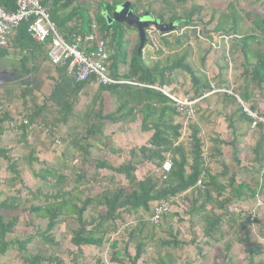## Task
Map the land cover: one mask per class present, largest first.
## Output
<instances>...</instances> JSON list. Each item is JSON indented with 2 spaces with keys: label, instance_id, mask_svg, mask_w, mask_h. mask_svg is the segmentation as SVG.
Masks as SVG:
<instances>
[{
  "label": "trees",
  "instance_id": "trees-1",
  "mask_svg": "<svg viewBox=\"0 0 264 264\" xmlns=\"http://www.w3.org/2000/svg\"><path fill=\"white\" fill-rule=\"evenodd\" d=\"M0 3L10 9L14 7V0H0ZM42 4L48 6L50 19L60 30L67 33L68 40L72 34L91 33L92 25H95L100 38L105 42L109 40L110 45L114 47V52L110 56L111 75L115 78L132 80L144 86L130 84L97 86L98 92H107L114 96L115 109L105 112L103 101L95 97L93 104H97V110L94 115L92 114L93 108L87 107L80 119L83 126L79 132L83 130L84 133L81 132L68 143L70 149L81 154L84 163L89 162L88 166L91 170H84L83 164H81L73 178L69 179L62 172V168L57 169L44 165L39 170L38 176L42 180L48 177L53 181V184H50L53 193L43 194L41 191H37V194L42 193L41 195H43L44 202L42 204H31L28 200H22L15 195H7L0 200V210L4 211L0 213V254H4L9 248L14 247L18 250L23 264L62 263V260L51 254L45 256L41 252L28 253L26 248L28 239L5 240V236L14 231L19 221V214L23 212L31 223L36 220H45L44 229L41 231L30 223L28 227L30 226L34 234L48 245L57 244L53 232L61 224V221L74 220L75 226L70 231V242L76 250L69 253L70 264H84L83 262L78 263L83 258L84 247L101 248L105 243H108V247L112 251L110 258L112 261L118 264H138L147 252L148 242L152 241V235L147 228L150 224L149 218L152 215L153 206L172 199L169 204L171 205L170 211L162 214L157 226L163 220L172 218L175 222H182L184 218L181 214L183 213L187 215L188 222L192 224L193 217L197 216L202 222L203 238L208 241L224 239L227 232L222 230L223 225L236 226L243 233L237 242L245 247L247 261L249 264H253V256L256 253L255 241L257 239L263 243L264 241L259 236V231L255 235L256 240L252 238L251 228L253 226L248 221L250 209H242L241 201L254 199L260 189L264 188V123L249 116L243 110L241 103L237 101V97L243 104H249L247 108L257 114L255 106L250 104L253 98L250 86L264 91V50L259 45L258 37L238 34L236 28L218 27L212 30V33L215 34L240 36L235 41V46L239 48L242 58V85L236 90L237 92H232L233 94L224 93V99L234 105L233 111L228 114L227 118L231 122L233 132L236 121L246 123L248 127L255 123L252 127L255 128L256 133L249 166L242 168L251 175L250 179L238 178V171H233L224 183L225 181H220L219 178L228 175L226 168L221 173H213L210 162H206L203 157L202 142L198 135L199 128L196 125L190 126V142L186 148L180 140L182 125L175 121L176 118L185 115L183 110H179L177 104L160 90L150 87L162 88L169 85L172 82L171 73L181 69L190 75L193 85V96L190 99L201 101L203 92L210 88L208 83L202 82L188 64L182 63L183 60L168 66L157 65L154 68L147 66L143 60V49L149 45L147 30L141 52L137 53L138 41L131 52L128 70L126 73L118 74V63H126L128 57L122 49L125 34L124 28L120 27L123 24L119 25L114 21L108 24L105 18V14L110 18L112 16L114 10L111 4L96 5L97 10L92 16L86 13L82 15L81 11H76L78 8L68 11L70 0H66L63 5H59L58 0H42ZM74 18H77L80 23L75 21L72 24L71 20ZM177 21L179 19L175 17L168 20V22ZM29 25L30 21L21 22L13 31L7 45L0 48V58L8 53V48L17 50L20 55L19 62L26 74H30L37 63L48 59L46 45L38 44L32 39L28 32ZM183 26H191V22H180L178 28L181 29ZM131 30L135 31L133 28ZM261 32L264 33V29ZM169 33L160 34L164 37ZM254 44L256 47H253ZM53 66H55L56 76L49 78L52 81L51 91L49 95L43 96L40 105L34 101L33 91L35 89L33 87L25 86L20 93L21 104L26 111L25 116L19 118L28 120L27 125L20 123L12 127L13 130L19 131L20 141L26 140L28 127L34 124L37 117L41 118L40 123L44 127L49 128L51 135L54 132L55 134L59 132L61 127L67 125L72 116L82 90L86 85L92 83V80L75 83L67 75L66 66ZM28 100L33 102L29 110H27ZM46 110H49L47 117L46 114L42 115ZM92 115L95 117V124L89 122ZM136 120L140 121L142 132L151 134L145 143L130 148L127 151V158L121 164L113 166L107 160L98 162L88 159L89 149L92 147L91 141L96 133L102 131L104 123H132ZM12 121L14 120L8 113L0 112V141L4 135L5 127L8 128L7 125ZM62 139L64 141V138ZM214 142L217 145L225 144L222 140H214ZM235 144L236 137H233L229 145L233 148L236 156ZM218 147L214 146L210 149L208 156L210 161L220 156ZM33 154L30 151L26 156L14 158L10 155V149L0 146V157L6 162V169L11 174L9 179L0 180V184L5 182L12 187L22 184L19 163L30 166L34 162L40 163ZM165 160L171 162V169L164 180L151 171H146L140 178L136 176V170L143 164L153 165L157 169ZM102 170L106 173L100 174ZM231 205H236L237 208L234 207L230 210ZM180 206L181 210H179ZM173 207H175L174 210H172ZM87 209L91 211L88 219L84 216ZM216 210L220 212L217 213ZM258 218L259 215L255 220V226ZM169 233L170 239L162 241L161 245L179 246L181 242L177 238L178 232L172 234L170 231ZM123 240L125 241L123 250L127 256L126 262L119 259L121 253L117 247L118 243ZM130 244L134 247L132 256L127 253ZM196 249L201 251L199 248ZM230 249L231 243L226 242L224 250L228 252ZM155 259L157 264H176L173 256L168 252L163 256L158 254ZM144 261L142 259L141 264H145ZM95 262V264H102L99 258Z\"/></svg>",
  "mask_w": 264,
  "mask_h": 264
},
{
  "label": "rangeland",
  "instance_id": "rangeland-1",
  "mask_svg": "<svg viewBox=\"0 0 264 264\" xmlns=\"http://www.w3.org/2000/svg\"><path fill=\"white\" fill-rule=\"evenodd\" d=\"M119 3V1L111 3L114 12L120 10L122 3ZM95 7L96 2L90 7V14L94 13L92 11L95 10ZM131 8L137 12V3H132ZM78 11H81L82 15L85 14L82 8ZM105 17L107 18L108 15L105 14ZM113 18L114 22H117L119 25L123 24L120 28H124L123 32L125 35L122 49L126 52L128 58L126 63H118L117 69L118 74H123L128 70L131 52L139 41V37L137 31L131 30L132 27L130 26H134L133 24L127 22V24H130L128 26L117 15H114ZM147 24L160 27L163 24L162 18L150 16L147 19ZM174 24L178 27L177 22H174ZM197 25L199 29L177 28V31L171 32L164 37L160 32L156 31L157 28L155 29V27L154 29L151 28V30L147 29L149 45L143 49V60L147 66L153 68L157 65L160 67L168 66L176 61L183 60L182 63L188 64L202 82L209 84L210 88L203 92L201 101L196 102L192 106V118L182 115L180 118L175 119L176 122L182 125L180 140L188 148L191 134L190 126L196 125L199 128L198 135L202 142L203 157H205L206 162H210V168L213 173H221L224 168L228 172L227 176H222L219 180H224V183H226L233 171H238V178L249 180L251 175L247 173L246 169L242 170V168L249 166L252 158V148L256 140L255 128L252 126L248 127L246 123L235 121V131L233 132L234 129L231 127V122L227 117L233 111L234 105L224 99V93L233 94L232 92H237L236 90L242 85L241 53L239 48L235 46L232 36L219 35V33L211 34L212 29H209V27ZM249 31V29L240 30L239 33H249ZM253 33L258 37L259 45L264 50V33L258 29H253ZM106 43L112 55L114 47L110 45L109 40ZM253 47H256V45L254 44ZM19 60L20 55L18 51L11 48H8V53L0 58V112L8 113L13 120L25 116L26 109L21 104L19 97L22 89L25 86L33 87L35 89L33 91L34 101L40 105L43 96L50 90L52 85V81L49 78L56 76L55 66L49 62V59L37 63L34 67L35 69L30 74L25 73ZM171 76L172 82L164 86L169 94L177 100L193 96V85L187 72L177 69L171 73ZM97 86L95 83L85 86L79 96V101L75 104L73 114L67 125L61 127L56 134L54 132L51 135L49 128L44 127L40 123V117L35 119L32 128L27 131L26 140L20 141L17 129L13 130L10 125H7L8 128L5 127L0 146L10 149V155L14 158L26 156L32 151L34 157L40 163L34 162L30 166L20 162L19 168L22 184H17L14 187L5 184V182L0 184V190L2 191L0 200L4 199L7 195H15L22 200H28L31 204H42L44 198L41 194L53 193V189L50 187L53 181L48 177L42 180L38 176L39 170L44 165L57 169L62 168V172L69 179L73 178L74 173L80 169L81 164H83L84 170H91L90 166H88L89 162L86 161L84 163L81 154L76 150L70 149L68 143L73 137L78 136L81 132L82 134L84 133L83 130L79 132L83 126L80 119L83 117L87 107L93 108L92 114L94 115V112L97 110V104H93L95 97L103 101L105 112L115 109L114 96L107 92H98ZM250 91L253 94L250 104L255 106L257 116L264 120V91L257 89L255 86H250ZM237 101L239 102L238 98ZM27 103V110H29L33 102L28 100ZM244 105L249 106V104ZM47 112L49 110H46L42 115L46 114L47 117L49 115ZM93 115L89 120L91 124L96 123ZM150 134L149 132L141 131L139 120L132 123L119 122L116 124L106 122L102 131L96 133L91 141L92 147L89 149L88 159L98 162L107 160L113 166H118L127 158V151L132 147L145 143ZM233 137H236V156L234 155L233 148L229 145ZM62 138H64V141ZM214 140H222L225 144L217 145ZM214 146H219L221 154L210 161L208 157L209 151ZM146 171H151L155 174L156 167L143 164L141 168L136 170V176L140 178ZM100 172V174L106 173L104 170ZM10 177L11 174L6 169V162L0 157V180H7ZM117 178L120 179L118 176ZM37 191H41L42 193L37 194ZM258 195L263 201L264 188L260 189ZM241 202V208L249 210L255 204V198L246 199ZM234 207L237 208L236 205H231L230 210L234 209ZM181 208L180 206L179 210ZM174 209L175 207L172 208V210ZM3 212V210H0V213ZM216 212L220 211L216 210ZM90 214L91 211L87 209L84 213L85 218L88 219ZM181 215L184 218L182 222H175L172 218L171 220H163L159 226L148 224L149 227L147 229L152 235V241L148 242L147 252L142 257L145 260V264H157L155 259L157 255L163 256L166 252L173 256L176 264H249L245 247L237 242V239L243 235L238 227L223 225L222 230L227 232L224 239L208 241L203 238L200 217H193L191 224L188 222V217L185 213ZM144 217L147 218L145 215ZM29 223L33 224V227H36L39 231L43 230L45 226V220H36L34 223H31L26 214L20 212L18 224L12 233L5 236V240L28 239L29 241L26 244L28 253L35 254L41 252L45 256L51 254L62 260L61 264H70L69 253L76 250L70 242V231L75 226L74 220L61 221V224L56 227L53 235L57 244L54 245H48L39 236L35 235L31 227H28ZM251 229L253 239L256 240L255 235L259 232V236L264 238V203L263 208L259 210L257 225ZM170 231L172 234L176 233V231L178 232L177 238L181 242L179 246L167 247L161 245L162 241L170 239ZM124 242L123 240L118 243L117 247L121 253L119 259L126 262L127 256L123 250ZM226 242L231 243V249L228 252L224 250ZM255 244L256 253L253 256V264H264V243L257 239ZM196 248H199L201 251H197ZM82 253L83 258L78 263L95 264L96 259L99 258L102 264H118L110 259L112 251L108 247V243H105L101 248L93 246L84 247ZM127 253L130 256L134 254L132 244H130ZM141 260L138 264H141ZM0 264H23V262L20 259L18 250L11 247L4 254H0Z\"/></svg>",
  "mask_w": 264,
  "mask_h": 264
},
{
  "label": "built area",
  "instance_id": "built-area-1",
  "mask_svg": "<svg viewBox=\"0 0 264 264\" xmlns=\"http://www.w3.org/2000/svg\"><path fill=\"white\" fill-rule=\"evenodd\" d=\"M23 21H30L28 32L31 34L32 39L38 44L46 45L49 62L52 65L66 66L67 75H69L75 83L92 80L91 82L97 85L130 84L144 86L132 80L121 77L115 78L111 75V53L107 48V43L98 35L95 25H92L91 33L86 35H81L79 33L72 34L70 40H68L67 33L60 30L55 22L50 19L49 12L42 4V0H14V7L12 9L0 3V48L7 45L13 31ZM150 87L160 90L163 94L167 95L177 104L179 110H183L188 118H192V106L198 102L199 99L191 100L185 97L183 100H177L167 92L165 87ZM239 102L243 106V110L249 116L264 123L261 117L251 112L240 100ZM20 123L27 125L28 120L26 118H19L12 121L9 125L14 127L16 124ZM254 124L255 123H253L252 126H254ZM31 128L32 126L28 127L29 130ZM170 169L171 162L165 160L161 167L156 169L155 173L164 180ZM171 200L153 206L152 215L149 218V223L151 225L157 226L162 214L170 211L171 205L169 204ZM262 208L263 201L257 193L255 195V204L250 208L248 216V221L253 228L255 227V220L259 215V210Z\"/></svg>",
  "mask_w": 264,
  "mask_h": 264
},
{
  "label": "crops",
  "instance_id": "crops-1",
  "mask_svg": "<svg viewBox=\"0 0 264 264\" xmlns=\"http://www.w3.org/2000/svg\"><path fill=\"white\" fill-rule=\"evenodd\" d=\"M66 0H58V4L63 5ZM71 4L68 11L72 8L84 9V13L90 14V7L94 2L99 4H111L112 2L119 4H128L132 10V3H137L138 11L132 12L136 15L148 13L151 17H161L163 23H170L168 20L175 17L178 18V26L180 22H191V26H183L181 29L194 28L199 29L197 24L207 26L209 29L215 28H236L240 30H250L249 33H238L246 35H255L253 29H264V0H70ZM60 2V3H59ZM49 12L48 6H45ZM78 9L76 11H78ZM95 10L92 12H95ZM106 18V17H105ZM108 22V17L106 18ZM80 21L77 18L71 20V23ZM174 23V22H173ZM71 24V25H72ZM109 24V23H108ZM178 28V27H177ZM177 28L175 31H177ZM211 30V34H212ZM174 31V32H175ZM98 33V32H97ZM171 33V32H170ZM215 34V33H214ZM99 35V33H98ZM221 35V34H219ZM68 36V35H67ZM256 36V35H255ZM224 37V36H223ZM234 42L240 36H232ZM50 90L45 94L49 95Z\"/></svg>",
  "mask_w": 264,
  "mask_h": 264
},
{
  "label": "water",
  "instance_id": "water-1",
  "mask_svg": "<svg viewBox=\"0 0 264 264\" xmlns=\"http://www.w3.org/2000/svg\"><path fill=\"white\" fill-rule=\"evenodd\" d=\"M124 6V7H122ZM120 10L117 12L113 11L111 18L108 16V23L110 24L113 21V16L117 15L120 19L124 21V23L127 24V22H130L134 26H130V24H127L128 26L132 27L135 31L138 33L139 37V47L137 49V53L139 54L141 52V49L144 46L145 43V31L149 28L155 27V29H159L156 31L160 33H167V32H174L177 28V25H175L173 22L170 23H163L160 25V27H156L153 24H147V19L150 17L148 13H144L143 15H136L132 12V10L128 7V4H122Z\"/></svg>",
  "mask_w": 264,
  "mask_h": 264
}]
</instances>
